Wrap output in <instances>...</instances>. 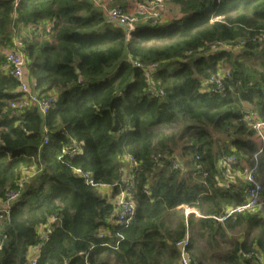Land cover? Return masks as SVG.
<instances>
[{
    "label": "trees",
    "instance_id": "obj_1",
    "mask_svg": "<svg viewBox=\"0 0 264 264\" xmlns=\"http://www.w3.org/2000/svg\"><path fill=\"white\" fill-rule=\"evenodd\" d=\"M113 1L128 9L141 0ZM172 7L177 14L140 25L128 40L92 0H0V46L19 37L37 90L59 95L46 115H16L8 106L18 82L0 55V207L18 193L0 220V264H31L36 248L38 264H179L187 233L192 264H264L260 213L215 219L245 203L244 173L257 152L245 118L247 105L264 116V46L255 41L264 35V0ZM218 43L243 44L242 54L211 52ZM257 52L259 66L240 60ZM219 64L231 70L223 92L204 86ZM127 158L137 163L129 188L136 214L124 228L110 225L116 205L99 189L112 187L111 199L120 193ZM260 164L262 179L264 154ZM182 205L202 217H187ZM100 230L110 235L99 238ZM239 231L255 235L246 242L233 237Z\"/></svg>",
    "mask_w": 264,
    "mask_h": 264
},
{
    "label": "built area",
    "instance_id": "obj_2",
    "mask_svg": "<svg viewBox=\"0 0 264 264\" xmlns=\"http://www.w3.org/2000/svg\"><path fill=\"white\" fill-rule=\"evenodd\" d=\"M95 6L100 9L107 19L123 29L126 30L128 40L133 39V35L140 25L148 24L156 26L161 24L168 13L170 8L174 5L176 0H141L134 6L128 9H122L114 5L113 0H92ZM222 0H217L220 3ZM50 30V29H49ZM48 30V31H49ZM255 41L262 43L264 46V35L259 36ZM242 45L236 47H230L228 44H214L210 47V51L213 53L226 50L242 49ZM0 55H3L6 60V71L18 82V97L9 102L8 108L13 110L16 115H20L30 109H38L43 115L48 114L57 103L58 93L49 92L44 93L37 90V84L32 80L28 73V61L24 52L23 41L15 36L11 43H4L0 46ZM138 67H143L141 64L136 63ZM158 65L153 64L145 68L147 77L151 78V73L157 70ZM231 78V70L219 64L216 74H214L210 80H208L204 86L206 89L215 87L218 91H224L225 81ZM249 106V105H248ZM248 126L255 132L254 141L259 147V150L253 157V164L249 170L244 173V179L248 183L246 190V201L242 205L236 208L229 209L228 212L215 218L219 223H225L228 218L235 214H241L245 212L260 213L264 218V184L260 178L261 164L260 157L264 154V116H262L256 108L249 106L247 109V116L245 118ZM49 139H46L48 144ZM65 152V150H63ZM124 165L120 167L119 172L122 175L119 188L120 193L113 199V203L116 205V217L110 220V225L120 226L127 228L131 225L135 214L136 205L132 199V192L129 189L132 184V172L137 167V163L132 158H127L124 161ZM175 168H178V164L173 162ZM226 173L231 178V169L237 164V160L234 157L227 158L224 162ZM86 182L95 186L94 181L90 175H83ZM111 188L110 186H102L101 188ZM99 189V191H100ZM101 193V191H100ZM102 195V194H101ZM18 198V193L12 191L7 196V201L2 203L0 207V220L4 217H10V205ZM184 209L186 216L195 215L196 217H202L200 213L192 207L182 205L178 207ZM57 220L53 219L52 223ZM44 232L50 233V226L43 228ZM99 238H103L104 235H110L109 231L100 230L98 232ZM191 245L190 234L187 233L185 239L177 243V248L180 254L179 264H192L191 251L189 250ZM112 244H103V247L110 248ZM1 248V245H0ZM41 253L38 248L32 251L31 264H38V258ZM82 255V254H81Z\"/></svg>",
    "mask_w": 264,
    "mask_h": 264
},
{
    "label": "rangeland",
    "instance_id": "obj_3",
    "mask_svg": "<svg viewBox=\"0 0 264 264\" xmlns=\"http://www.w3.org/2000/svg\"><path fill=\"white\" fill-rule=\"evenodd\" d=\"M172 13L177 14L178 13V9L175 7H171L170 10L168 11V13L165 15V17H168L169 15H171ZM224 51V50H223ZM234 53L239 55L242 54L240 49L235 50L234 49ZM240 60L245 61L247 64L249 65H253V66H259L261 64V62L263 61V58L261 56L260 53H256L252 56H249V58H245L243 56L240 57ZM257 150H259V147L257 146ZM262 161V158H261ZM251 168V166H249L246 170H249ZM262 183L264 184V178L261 179ZM255 235V234H254ZM252 234H249V236L247 234H243L241 231L237 232L234 234V238H242L243 240H245L246 242H250L251 238L254 236ZM199 246L201 247L202 251L206 254H210L211 250L209 249V246L206 244L205 241H200L199 242ZM203 263L207 264V262L203 261Z\"/></svg>",
    "mask_w": 264,
    "mask_h": 264
},
{
    "label": "crops",
    "instance_id": "obj_4",
    "mask_svg": "<svg viewBox=\"0 0 264 264\" xmlns=\"http://www.w3.org/2000/svg\"><path fill=\"white\" fill-rule=\"evenodd\" d=\"M246 108L248 109L249 106L247 105ZM100 191H101V194L107 198H110L112 196V193H113V189L107 188V187L101 188Z\"/></svg>",
    "mask_w": 264,
    "mask_h": 264
}]
</instances>
